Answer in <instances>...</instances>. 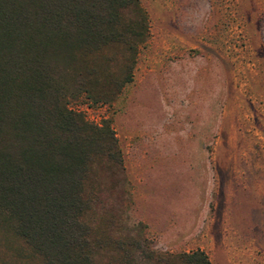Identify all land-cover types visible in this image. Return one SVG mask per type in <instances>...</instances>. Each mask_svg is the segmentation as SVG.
<instances>
[{
  "label": "rangeland",
  "instance_id": "rangeland-1",
  "mask_svg": "<svg viewBox=\"0 0 264 264\" xmlns=\"http://www.w3.org/2000/svg\"><path fill=\"white\" fill-rule=\"evenodd\" d=\"M138 3L148 31L130 82L110 104H69L107 121L121 155L92 166L91 215L167 264L196 250L264 264V0Z\"/></svg>",
  "mask_w": 264,
  "mask_h": 264
},
{
  "label": "trees",
  "instance_id": "trees-1",
  "mask_svg": "<svg viewBox=\"0 0 264 264\" xmlns=\"http://www.w3.org/2000/svg\"><path fill=\"white\" fill-rule=\"evenodd\" d=\"M147 31L138 0H0V264L168 263L91 215V168L121 155L107 121L69 106L110 104ZM177 259L209 264L198 250Z\"/></svg>",
  "mask_w": 264,
  "mask_h": 264
}]
</instances>
